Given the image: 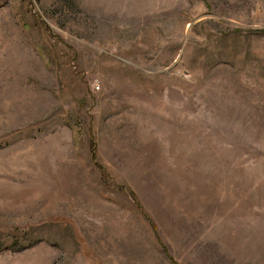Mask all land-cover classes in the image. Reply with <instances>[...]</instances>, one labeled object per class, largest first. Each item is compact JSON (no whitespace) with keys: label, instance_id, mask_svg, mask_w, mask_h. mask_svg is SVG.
I'll use <instances>...</instances> for the list:
<instances>
[{"label":"rangeland","instance_id":"1","mask_svg":"<svg viewBox=\"0 0 264 264\" xmlns=\"http://www.w3.org/2000/svg\"><path fill=\"white\" fill-rule=\"evenodd\" d=\"M0 264H264V0H0Z\"/></svg>","mask_w":264,"mask_h":264}]
</instances>
